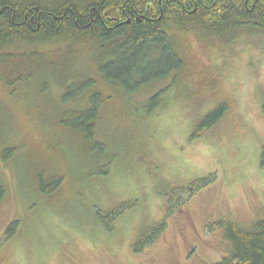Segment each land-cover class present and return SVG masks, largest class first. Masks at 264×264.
<instances>
[{
	"label": "rangeland",
	"instance_id": "obj_1",
	"mask_svg": "<svg viewBox=\"0 0 264 264\" xmlns=\"http://www.w3.org/2000/svg\"><path fill=\"white\" fill-rule=\"evenodd\" d=\"M180 38L192 73L189 103L172 102L170 95L169 107L145 121L122 112L125 99L112 100L103 129L121 147H112L109 176L86 181L71 144L60 143L71 175L51 207L0 159L8 191L0 203V239L20 221L18 235L0 248V264H216L232 251L222 223L249 230L264 219V42L224 48L190 33ZM169 84L150 85L134 100L144 103ZM220 100L231 108L227 119L190 141L192 123ZM24 109L1 92L7 129L20 143L33 144L45 128ZM50 164L64 171V164ZM201 179L205 187L194 184ZM115 212L113 220L103 219ZM160 224L154 240L135 251L142 229Z\"/></svg>",
	"mask_w": 264,
	"mask_h": 264
},
{
	"label": "trees",
	"instance_id": "obj_2",
	"mask_svg": "<svg viewBox=\"0 0 264 264\" xmlns=\"http://www.w3.org/2000/svg\"><path fill=\"white\" fill-rule=\"evenodd\" d=\"M189 33L224 48L243 40L264 42V0H0V94L23 102L33 124L45 128L33 144L20 143L1 110V162L11 163L16 179L51 207L71 175L60 143L71 144L86 181L109 176L116 162L112 147L121 146L108 141L105 108L123 98L128 118L147 121L169 107L170 95L172 102L189 103L192 73L180 38ZM168 80L144 103L134 100L144 88ZM230 112L226 100L216 102L192 123L190 141L218 128ZM50 161L64 164V171ZM260 161L264 167V145ZM194 184L205 187L207 180ZM7 192L0 175V203ZM162 224L144 227L135 251L153 241ZM221 226L232 251L216 264H264V219L249 230L232 222ZM19 227V220L8 225L0 248Z\"/></svg>",
	"mask_w": 264,
	"mask_h": 264
}]
</instances>
